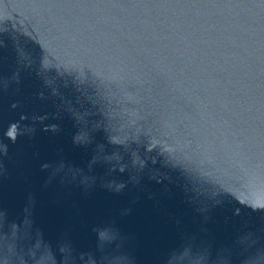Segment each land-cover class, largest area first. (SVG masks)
<instances>
[{
  "label": "water",
  "instance_id": "obj_1",
  "mask_svg": "<svg viewBox=\"0 0 264 264\" xmlns=\"http://www.w3.org/2000/svg\"><path fill=\"white\" fill-rule=\"evenodd\" d=\"M0 264H264V0H0Z\"/></svg>",
  "mask_w": 264,
  "mask_h": 264
}]
</instances>
